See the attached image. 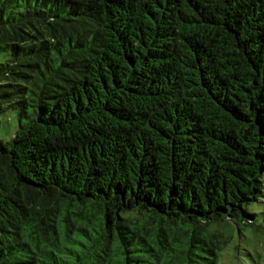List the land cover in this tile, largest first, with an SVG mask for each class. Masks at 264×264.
<instances>
[{"label":"trees","instance_id":"trees-1","mask_svg":"<svg viewBox=\"0 0 264 264\" xmlns=\"http://www.w3.org/2000/svg\"><path fill=\"white\" fill-rule=\"evenodd\" d=\"M263 196L264 0H0V264H220Z\"/></svg>","mask_w":264,"mask_h":264},{"label":"rangeland","instance_id":"rangeland-1","mask_svg":"<svg viewBox=\"0 0 264 264\" xmlns=\"http://www.w3.org/2000/svg\"><path fill=\"white\" fill-rule=\"evenodd\" d=\"M16 123L14 112H8L1 130L4 137L9 136ZM253 208L257 211L255 222L240 225L241 229L233 232L231 243L220 252V264H264V196Z\"/></svg>","mask_w":264,"mask_h":264}]
</instances>
